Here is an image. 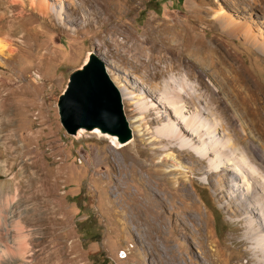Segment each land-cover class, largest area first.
<instances>
[{"label":"rangeland","instance_id":"obj_1","mask_svg":"<svg viewBox=\"0 0 264 264\" xmlns=\"http://www.w3.org/2000/svg\"><path fill=\"white\" fill-rule=\"evenodd\" d=\"M19 1L0 0V264H264L259 245L244 241L261 218L225 208L246 194L232 181L243 182L225 179L229 165L209 172L213 156L194 172L172 170L158 130L173 118L155 120L169 110L138 99L152 86L151 97L180 89L199 97L222 128L214 154L235 171L244 167L248 185L264 182V128L251 121L252 111L264 119V0H98L104 17L93 0H46L61 12L54 16ZM240 19L252 29L249 40L232 29ZM170 29L211 65L197 62L187 74L183 55L165 75L148 69L160 54L152 64L146 54ZM91 52L132 98L122 101L130 129L138 111L147 114L145 133L131 129L133 141L121 148L91 132L67 135L59 122V96ZM185 151L176 163L189 169L197 158ZM245 199L257 205L264 193ZM254 233L263 244L264 230Z\"/></svg>","mask_w":264,"mask_h":264},{"label":"bare ground","instance_id":"obj_2","mask_svg":"<svg viewBox=\"0 0 264 264\" xmlns=\"http://www.w3.org/2000/svg\"><path fill=\"white\" fill-rule=\"evenodd\" d=\"M20 1L19 2L22 3V0H20ZM56 1H58L60 3V5L64 4V1H67L70 3V0H56ZM28 2H29V6L32 9L36 10L42 16H50L51 14H53V16H54L55 14L56 15L61 14V12L56 11L54 9V7L49 6V4L46 2V0H29ZM89 4L92 5L93 7H96L98 12L101 13L102 17H104L105 15L107 16V10H105L101 6V4L98 0L90 1ZM220 13L224 14L225 15L224 17H226L229 20L228 16L225 14V12L220 11ZM106 20L109 22L110 18L106 17ZM231 24L233 25L232 29L235 27V29H233V30L241 29V30L247 31V32L242 33L241 35H245L247 37L246 40H249V36L247 33L251 32L252 29L250 30V26H249V23L247 22V20H244V19L233 20V21H231ZM223 29L231 32V29L229 27H224ZM254 30L256 31L257 29H253V31ZM34 31H31V32L34 33ZM35 32H37V31H35ZM110 41L113 42L112 39H110ZM185 43H186L185 36H183V34H181V32L178 30L170 29L167 32H162L160 35L159 44H155L153 46V48L151 49V51L146 54V61L148 63L152 64V60L155 59L156 54H160V59L158 60V63L150 65L148 67V69L155 71V75H163V74L165 75L167 72H169L173 68H175L176 65H181L182 63H184V60L181 59V57L183 55H184V57L186 55L185 58L188 59V61H189L183 67L187 74H189L190 70L193 69L192 68L193 65L197 62L204 63L205 66L211 65V62L208 59V55L205 54L204 51L202 52L204 54L199 55L197 57H194V54L190 53L191 50L189 51V49L187 47L188 44H185ZM173 47H176L177 50L173 49ZM129 48L130 47H128V46H125V47L123 46L122 50L124 52L125 51L128 52ZM3 50H4V48H0V52H3ZM139 50H140V48H139ZM169 52L172 53V58H171V60L167 61L164 58H165V54L169 53ZM206 53H208V52H206ZM131 58H132V61H134V62H136L138 59L137 57H131ZM203 68H204V66H203ZM106 71L110 77V73L108 72L107 66H106ZM172 78H170V81L172 80ZM34 79H35V81H37V78H33V80ZM110 80L113 82L114 79L112 80L110 77ZM113 84L115 85L114 82H113ZM167 84H171V82L168 83V81H167ZM116 88L118 89V91L121 95L122 101L124 99H126L127 101H132V98L128 95V93H126V91L123 87L120 86L118 88L116 86ZM173 91H175V93L170 91L169 92L170 94H168L167 97H165V98H164V96H161V95L160 96L154 95L153 97H151V94L155 93L153 86H152V87L148 88V90L143 89V91L141 92L142 97H138L139 100H141L143 98L144 99L149 98L148 101L150 102V107H154L152 100H155L157 104L158 103H159V105L162 104V105H164L165 109L169 110V112H167V114L163 113L164 115L156 116L155 120L159 121V120H162V118H167V119L173 118V122H171L172 124H170V126L163 125L161 127V129L158 130V137L160 138L161 143L164 142L167 144V147H164L165 154L172 155L173 161H175L174 164L171 165V169L172 170H179V171L191 170L194 172V171L198 170V168L200 169V168H202L203 165L207 164V162H208L207 157L208 156H213V162L211 160H210L211 162H209V164L211 166L210 170H209L208 164L206 165V168H208L209 172H211L214 169L218 170L219 168H223L224 166L229 165V167H226V169H225V171L229 173L228 175L225 173V179L228 180L229 179L228 177L239 179V181L243 182V184H245V185L239 184V183H237L238 181L234 180V181H232L233 183L231 184V186L234 187L239 192L240 191L243 192L244 190H246V194L243 192V193H241L242 196L237 195L238 199H240L239 203L238 202H229L225 206V208L230 210V208L234 207L236 212H238L239 210L246 211V212L251 211L252 213L258 215L261 218V221H262L261 226L258 227V225H257V227H254L251 225V227H250L251 229L250 228H249L250 230L248 229L249 232L247 235H245L244 241L250 242V243L256 242L259 245L260 250L264 253V243L262 244L260 242V240L256 237V233H254L255 231H259V230L263 231L264 230V224H262V223H264V201L263 202L261 201L257 205L252 204V202H251V204H248V201H245L246 200L245 197L246 196L250 197V194L254 193V189H256L258 191L262 190V192L264 193V184H263L264 182H257L254 178H252L251 184L248 185L246 183V180L243 178V174L246 173V169L244 167L238 166L237 171H235V170H233L232 166L229 163L225 162V159H222L217 154H214L215 148H217V147L223 148V144L219 143L220 141L216 140L218 135H221V137H223L222 136L223 134H221V132H220L222 130V128L219 127L218 124H216L212 121L213 120L212 117L217 116L216 111L214 109H212L209 104L203 103V101L199 97L197 98L196 96H192V95L182 91V89L173 90ZM229 92L234 98L238 97L237 94H233L235 92H232V90H230ZM172 95H176L179 99L178 100L173 99ZM200 104L203 105V108L200 107ZM239 104H240V106L243 104L248 106L249 102L247 103L243 99L242 101L239 102ZM216 109H218V108H216ZM193 111H195L197 113V116H193ZM244 114H246L245 111H244ZM251 116H252L251 117L252 125L254 124V126H258V124H259V126L264 128L263 124L259 123V121H264V119L262 117H260L257 112L252 111ZM146 117H147L146 112L138 111V116L133 120V122H135L134 123L135 125H133L131 129L132 130L134 129V131L137 134H144L145 133L144 127L146 125V123H145ZM151 120L155 121L154 118ZM208 130H209V132H208ZM79 133H82V131H80ZM93 133L99 134L98 130H94ZM99 135H101V134H99ZM101 136H104L106 138L109 137L106 135H101ZM112 139L114 140L115 138H112ZM132 141H133V139L124 145L117 144L116 148H121L123 146H126V145L130 144ZM193 141H196L197 144ZM151 148H150V150H151ZM177 149H180L181 152H179V154L174 156ZM185 149H188L191 152V154H188L189 156H195L194 155V153H195L196 154L195 157L197 158V160L195 162L192 161V163L189 164L190 165L189 167H185V168H189V169H183L181 165H178L176 163V161L178 162V159L181 156H183V154H187ZM208 160H209V157H208ZM171 169H169V170H171ZM254 172L255 171L251 167H249V175H252V173H254ZM243 195L245 197H243ZM198 211H200V210L198 209ZM199 216H201V215H199ZM259 236L264 237L263 234H260ZM6 243H7V241H6ZM6 243L4 245H6L5 248L7 249L8 245ZM205 258H206V255H204V259ZM184 264H190V263H188V261H185ZM210 264H212V263H210Z\"/></svg>","mask_w":264,"mask_h":264},{"label":"water","instance_id":"obj_3","mask_svg":"<svg viewBox=\"0 0 264 264\" xmlns=\"http://www.w3.org/2000/svg\"><path fill=\"white\" fill-rule=\"evenodd\" d=\"M57 112L67 135L74 137L81 134L80 131L93 133L98 130L111 140L115 138L116 145L127 144L132 139L121 95L94 52L89 53L84 64L69 75L57 102Z\"/></svg>","mask_w":264,"mask_h":264}]
</instances>
